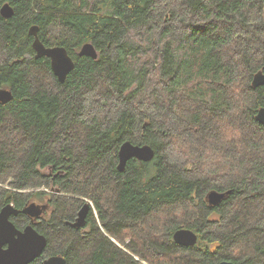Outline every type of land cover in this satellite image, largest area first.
<instances>
[{"label":"trees","instance_id":"obj_1","mask_svg":"<svg viewBox=\"0 0 264 264\" xmlns=\"http://www.w3.org/2000/svg\"><path fill=\"white\" fill-rule=\"evenodd\" d=\"M32 26L75 60L65 83L36 59ZM88 42L98 59L78 56ZM263 68L264 0H0V89L13 93L0 210L50 197L43 257L67 264H264ZM126 141L155 158L119 172ZM212 191L228 194L210 206ZM85 200L97 216L81 233L64 222ZM180 229L197 245L176 244Z\"/></svg>","mask_w":264,"mask_h":264},{"label":"water","instance_id":"obj_2","mask_svg":"<svg viewBox=\"0 0 264 264\" xmlns=\"http://www.w3.org/2000/svg\"><path fill=\"white\" fill-rule=\"evenodd\" d=\"M14 14V8L10 3L2 6L1 15L4 18H12ZM39 31L40 28L38 26H32L29 30V35L34 38L32 46L35 51V57L36 59H50L54 75L57 77L59 83L63 84L67 80L68 75L75 69V60L67 48L59 45H45L40 38ZM78 56L98 59L99 52L92 43L88 42L81 47ZM262 86H264V68L259 70L252 79V88L257 89ZM12 99L13 93L10 89H0V103L6 104ZM255 119L264 127V107L259 109ZM118 156L119 163L117 169L119 172H125L131 160L151 162L155 158L156 152L150 145H139L126 141L120 146ZM227 194L212 191L209 193L207 201L209 205L217 206L226 198ZM47 209L48 205L29 203L22 209H18L12 204H7L0 210V264H29L43 255L48 245V240L34 228L33 223ZM88 212L89 206H83L76 220L77 223L74 224L76 228L84 225ZM20 214L32 218V224L28 225L23 231L19 230L12 221L13 218L18 217ZM198 239V234L190 229L177 230L173 236L176 244L190 248L197 245ZM44 264H67V261L63 257L54 256L46 260ZM218 264L235 263L223 261Z\"/></svg>","mask_w":264,"mask_h":264},{"label":"flooded vegetation","instance_id":"obj_3","mask_svg":"<svg viewBox=\"0 0 264 264\" xmlns=\"http://www.w3.org/2000/svg\"><path fill=\"white\" fill-rule=\"evenodd\" d=\"M209 195V194H208ZM208 195H207V197H208ZM49 198L50 197H47V198H44L43 200H37L36 202L39 204V205H48V209H47V211L41 216V217H39L37 220H35V222L33 223V225H34V228L40 233V231L38 230V224L41 222V221H43V219L51 212V210H52V208H51V203H50V201H49ZM208 202V201H207ZM92 204H93V202H92ZM92 204H90V203H88L87 201H85L84 203H83V205L81 206V208L79 209V211H78V213H77V216H75V218L73 219V221H65L64 223L67 225V226H69V227H71L72 229H74V230H77V231H80L81 230V233H85L86 232V226H87V224H88V216H90V212H91V209H93V207L92 206H94V204L92 205ZM209 204V203H208ZM85 205H88L89 206V212H88V215H87V218H86V221H85V223H84V225L82 226V227H80V228H76L75 227V225L74 224H76L77 223V218H78V216H79V212H80V210L82 209V207L83 206H85ZM211 206V205H210ZM19 209V208H18ZM22 209V208H21ZM28 219H29V221L27 222V223H25V224H23V225H16L14 222V224L16 225V227L19 229V230H21V231H23L28 225H30V224H32V218L31 217H29V216H26ZM14 219V218H13ZM13 219H12V221H13ZM74 225V226H73ZM85 229V230H84ZM41 234V233H40ZM41 235H44L46 238H47V240H48V237L45 235V234H41ZM48 244H49V240H48ZM48 246V245H47ZM54 256H59V257H63V259H65L66 261H67V259L65 258V256H63V255H60V254H58V255H49V256H47V257H43V255L40 257V258H37L36 260H40V262H41V264H44V262L46 261V260H48L49 258H51V257H54ZM35 261V260H34ZM33 261V262H34ZM33 262H31V263H33ZM31 263H29V264H31Z\"/></svg>","mask_w":264,"mask_h":264},{"label":"clouds","instance_id":"obj_4","mask_svg":"<svg viewBox=\"0 0 264 264\" xmlns=\"http://www.w3.org/2000/svg\"><path fill=\"white\" fill-rule=\"evenodd\" d=\"M12 205H13V204H12ZM5 206H6V205H5ZM13 206H14V205H13ZM25 206H26V205H25ZM25 206H24V207H25ZM24 207H23V208H24ZM82 208H83V207H82ZM20 215H24V214H20ZM25 216H27V215H25ZM16 218H17V217H16Z\"/></svg>","mask_w":264,"mask_h":264},{"label":"rangeland","instance_id":"obj_5","mask_svg":"<svg viewBox=\"0 0 264 264\" xmlns=\"http://www.w3.org/2000/svg\"><path fill=\"white\" fill-rule=\"evenodd\" d=\"M78 51H79V50H78ZM78 51H77V52H78ZM47 172H49V171H47ZM96 216H97V215H96ZM145 264H148V263L145 262Z\"/></svg>","mask_w":264,"mask_h":264},{"label":"bare ground","instance_id":"obj_6","mask_svg":"<svg viewBox=\"0 0 264 264\" xmlns=\"http://www.w3.org/2000/svg\"><path fill=\"white\" fill-rule=\"evenodd\" d=\"M119 157V156H118Z\"/></svg>","mask_w":264,"mask_h":264}]
</instances>
